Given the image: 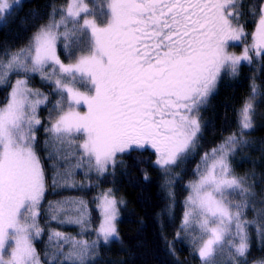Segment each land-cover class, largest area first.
Listing matches in <instances>:
<instances>
[{"label":"snow or ice","instance_id":"1","mask_svg":"<svg viewBox=\"0 0 264 264\" xmlns=\"http://www.w3.org/2000/svg\"><path fill=\"white\" fill-rule=\"evenodd\" d=\"M20 4L0 0V28L14 22ZM246 17L254 24L250 33ZM237 45L239 54L230 50ZM0 47V87L10 86L0 105V264H95L101 246L120 241L125 199L109 187L91 201H48L42 213L46 193L50 186L99 188L108 178L115 184L118 171L132 182L126 158L133 154L137 166L149 163L162 174L166 214L176 182L199 155L185 185L176 239L181 232L190 237L200 264H218V257L221 264H248L252 228L264 245V190L256 192L255 173L238 175L234 167L237 154L253 146L247 136L264 104V82L249 78L236 130L202 151L205 130L215 131L202 113L222 81L239 77L244 64L264 65V0H65L50 6L46 22L33 26L22 47L7 41ZM35 76L51 91L34 88ZM42 106L48 107L47 123L39 115ZM140 171L148 181V171ZM90 203L99 214L94 228ZM66 225L79 232L59 230ZM46 228L41 255L36 242ZM168 249L175 257V248Z\"/></svg>","mask_w":264,"mask_h":264},{"label":"trees","instance_id":"2","mask_svg":"<svg viewBox=\"0 0 264 264\" xmlns=\"http://www.w3.org/2000/svg\"><path fill=\"white\" fill-rule=\"evenodd\" d=\"M64 3L65 0H22L17 12L10 18L14 22H10L6 27L0 28V45L7 41L14 48L22 47L33 30V26L46 22L50 6L60 7ZM37 16L42 19H37ZM245 23V30L250 33L254 28V24L247 17ZM0 51H2V47H0ZM58 51H60L61 58L67 62L62 50L58 49ZM252 76V72L244 69L240 70L239 77L231 81L228 86V81L222 82L223 86L219 87L218 92L210 99L209 106L202 114L206 120L210 119L214 122L215 131L205 130L202 140V151L218 143L222 135H227L229 132L236 130V110L241 106H234V104H238V102L247 97L250 89L247 86V93L245 89L247 83L250 82L249 78ZM14 79L15 77H13ZM262 82H264V73L261 79L257 77V83L261 84ZM31 85L44 92H50L52 88V85L42 82L39 76H35L31 80ZM9 91L10 86L0 87V105L6 103ZM232 92H235V97L231 101L229 99ZM255 124L254 131L247 136L253 142V146L237 154L234 160V167L238 175L255 173V190L260 193L264 190V104H261L256 109ZM39 139L43 145L45 136L40 135ZM38 150L43 157L45 155L44 149L40 148ZM145 155L147 156L148 153H145ZM134 156L135 154H133V157L126 158L129 169L134 176L132 182L120 175L118 171L115 184H113L111 178L102 179L99 188L92 187L83 190L58 189L53 191L50 186L42 209L47 207V203L51 199H61V196H59L61 193H67L63 194L62 197L83 196L91 201L92 199L89 196L91 190L97 195L101 190L114 187L118 198L123 197L126 201V204L121 206V217L118 221L120 241H113L108 246H101L95 264H121V262L123 264H200L199 257L193 251L190 243V237H186L181 232V238L176 239V233L180 231L184 212V199L187 195L185 185L191 178V170L196 160L199 159V155L187 165V171L182 174V177L175 184V203L172 206L171 214L163 213V209L167 206L169 200L166 192L160 187L163 183L162 174L149 163L137 166ZM151 159L154 160V156ZM45 167L48 172L49 185H51L52 170L47 160H45ZM141 168L148 171L150 176L148 181L143 180ZM78 176L79 178L76 176L77 180H84L83 174H78ZM259 199L260 197L258 196L257 201ZM90 208L92 209L93 221L97 222L99 214L95 210V205L90 203ZM158 213L161 215L158 216ZM247 218L249 220L253 219L252 211H248ZM46 220L47 216L42 214L40 222H42L43 227H45ZM141 221L143 222L142 224ZM51 227L58 228V225L52 222ZM59 230L66 233L72 232L74 235L79 232L71 230L70 227H59ZM250 234L251 248L247 261L248 264H255L256 261L264 260V245L257 239L254 228L250 229ZM46 235L47 228L45 234L36 242L37 250L41 255H43L47 244ZM85 238L91 239L94 238V235L91 237L85 236ZM169 244L176 250L175 257L169 252ZM217 259L218 264H221L224 258L218 257Z\"/></svg>","mask_w":264,"mask_h":264},{"label":"rangeland","instance_id":"3","mask_svg":"<svg viewBox=\"0 0 264 264\" xmlns=\"http://www.w3.org/2000/svg\"><path fill=\"white\" fill-rule=\"evenodd\" d=\"M22 1V0H21ZM251 42V37L249 36V38H248V43H250ZM231 51H234V52H236L237 54H239L241 51H242V45H240V46H234V47H232L231 49H230ZM245 65V64H244ZM242 67H244V66H242ZM241 67V70L243 69ZM262 68H263V65L261 64V63H259V62H253V64L250 66V68L249 69H247V68H244V70H246V71H249V72H252L253 73V76H255V73H256V71L258 72V74H260L261 73V71H262ZM257 77V76H256ZM225 80H226V78H225ZM231 81H233V80H228V85H230L231 84ZM249 85H250V82H248L247 83V85H246V93H247V86L249 87ZM34 87V86H33ZM35 88V87H34ZM248 89H250V87L248 88ZM219 90V89H218ZM248 95H249V92H248ZM247 95V96H248ZM234 97H235V92H232V94H231V96H230V99L229 100H233L234 99ZM56 97L55 96H52V99L54 100ZM231 100V101H232ZM230 101V102H231ZM243 101H244V99H242L240 102H238V104L237 103H235L234 104V106H241L242 105V103H243ZM51 105L49 104L48 105V107H50ZM227 106V105H226ZM259 106H261V104H259L258 105V107ZM48 107H41V109H40V112H39V115H40V118H41V120L44 122V123H46V121H47V116H48ZM42 128V127H41ZM39 129L40 131H38V133H37V135H38V145H37V147H38V149H40V148H43V145L40 143V139H39V136L40 135H43V136H45V133L44 132H42L43 131V129ZM78 174L80 175V174H83L82 172H77V177L79 178V176H78ZM63 194H67V193H61L59 196H61V198H63L62 197V195ZM71 194V193H70ZM90 198L92 199L93 197H94V194H93V192H91L90 193ZM55 200H59L58 198H53V199H51L50 201H55ZM43 209H41V211H42ZM42 216V215H41ZM40 221H41V217H40ZM53 223H55V222H53ZM98 223H99V218H98V221L97 222H95V221H93V228L94 227H96L97 225H98ZM40 224H41V226L43 227V224H42V222H40ZM45 226V225H44ZM63 227H70L71 228V230H77V231H79V229L76 227V226H73V225H66V226H63ZM70 234H73L74 235V233H72V232H70ZM46 237H47V235H46ZM38 241V240H37ZM47 243V242H46Z\"/></svg>","mask_w":264,"mask_h":264},{"label":"flooded vegetation","instance_id":"4","mask_svg":"<svg viewBox=\"0 0 264 264\" xmlns=\"http://www.w3.org/2000/svg\"><path fill=\"white\" fill-rule=\"evenodd\" d=\"M237 46H240V45H237ZM251 65H252V64H251ZM251 65H247V64H245V65H242V66H244V67H242V66H241V67H242L243 69H244V68L249 69ZM248 72H249V71H248ZM263 73H264V65H263V68H262L261 73L258 74V72L256 71L255 76H257L258 78L261 79ZM228 80H229V79L226 78V80H224V81H222V82H226V81H228ZM222 86H223V83H221L219 87H222ZM227 86H228V84H227Z\"/></svg>","mask_w":264,"mask_h":264},{"label":"bare ground","instance_id":"5","mask_svg":"<svg viewBox=\"0 0 264 264\" xmlns=\"http://www.w3.org/2000/svg\"><path fill=\"white\" fill-rule=\"evenodd\" d=\"M89 190H91V189H89ZM91 192H93V194L95 193L93 190H91ZM95 195V194H94Z\"/></svg>","mask_w":264,"mask_h":264}]
</instances>
